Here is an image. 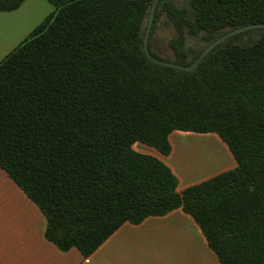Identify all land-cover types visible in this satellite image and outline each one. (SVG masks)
I'll list each match as a JSON object with an SVG mask.
<instances>
[{"label":"trees","instance_id":"16d2710c","mask_svg":"<svg viewBox=\"0 0 264 264\" xmlns=\"http://www.w3.org/2000/svg\"><path fill=\"white\" fill-rule=\"evenodd\" d=\"M25 1L0 0V11ZM49 1L0 61V165L44 212L46 238L90 256L126 222L182 208L221 264H264V27L183 70L145 51L154 0ZM164 18L176 30L171 57L153 47ZM252 23H264V0H160L150 49L189 65ZM176 130L217 134L237 166L180 190L164 160L134 148L168 155Z\"/></svg>","mask_w":264,"mask_h":264},{"label":"crops","instance_id":"0c3cea01","mask_svg":"<svg viewBox=\"0 0 264 264\" xmlns=\"http://www.w3.org/2000/svg\"><path fill=\"white\" fill-rule=\"evenodd\" d=\"M48 1L26 0L18 9L0 11V61L53 10ZM186 133L173 131L171 153L156 155L177 175L180 190L237 166L217 147L195 146L185 157L181 142L189 136L219 143L214 134ZM46 226L44 212L0 165V264H221L196 220L182 208L140 224L126 222L90 256L76 247L60 249L46 238ZM198 239L206 258H198ZM153 250L158 253L143 252Z\"/></svg>","mask_w":264,"mask_h":264},{"label":"rangeland","instance_id":"374dc122","mask_svg":"<svg viewBox=\"0 0 264 264\" xmlns=\"http://www.w3.org/2000/svg\"><path fill=\"white\" fill-rule=\"evenodd\" d=\"M174 1L178 5H183V4L187 3L188 0H174ZM49 4L52 7V9L54 10L53 4H51V3H49ZM175 35H176V30H175L172 22L168 18L162 19L161 25H159V27H157L156 32L154 34V38H153V47H154V49L156 51H158V53H160L161 55H163L165 57L173 56V51L169 47V39L172 38ZM187 43H188L189 46L195 47V48H198V47L201 46L200 40L198 38L194 37V36H191V35L188 37ZM188 133H186V134H188ZM210 134H214V136H216V138H218L217 140L219 141V143H216L215 141L214 142L213 141H208V142L205 141V140H210L208 138V136L207 137L202 136V137H199V138L198 137H192V136L190 137L189 136L187 138V139L190 138L189 140L182 141L181 142V148H182V150H183V152L185 154V157H186L188 152L192 151L193 147L198 145L199 141H200L199 143H202L204 141L203 143H206V144H202V146H204V147L207 146L208 148L209 147L210 148H216L217 147L218 149L222 148L224 153L227 152V154H229V156L231 158L235 159L233 154L231 153L230 149L228 148L227 144L217 134H215V133H210ZM193 143H195V144H193ZM134 148L136 150H138V151L150 153V154H153V155H158V156L161 155V153L158 152L154 147L149 146L147 144H144L142 142H136L134 144ZM191 166L194 167V165H192V164H191ZM143 252L144 253H149V254H147V256H150L152 254H157L158 250H153V251H150V252L149 251H143ZM197 255H198V258H201V259H202V257L206 258V256L204 255V253L202 251V246L200 244V240L199 239H198ZM157 264H159V262H157ZM197 264H204V262H202V260L201 261L198 260Z\"/></svg>","mask_w":264,"mask_h":264},{"label":"water","instance_id":"95a60500","mask_svg":"<svg viewBox=\"0 0 264 264\" xmlns=\"http://www.w3.org/2000/svg\"><path fill=\"white\" fill-rule=\"evenodd\" d=\"M160 0H154L153 4H152V8H151V12H150V18L148 21V28H147V32H146V36H145V41H144V47H145V51L147 53V55L154 61L157 62L159 64H163V65H169V66H174L183 70H192L194 68H196L201 61L206 57V55L214 48L216 47L218 44H220L221 42H223L224 40H226L227 38L233 36L236 33L242 32L244 30L250 29V28H255V27H264V23H252V24H248L245 26H241L235 29H232L228 32H226L225 34H223L222 36H220L219 38H217L215 41H213L210 45H208L203 52H201V54L195 59V61L189 65H185V64H180L174 61H169L163 58H159L157 56H155L150 49V35H151V30L153 27V21H154V17H155V12H156V8L157 5L159 3Z\"/></svg>","mask_w":264,"mask_h":264},{"label":"bare ground","instance_id":"6f19581e","mask_svg":"<svg viewBox=\"0 0 264 264\" xmlns=\"http://www.w3.org/2000/svg\"><path fill=\"white\" fill-rule=\"evenodd\" d=\"M197 141H198V140H197ZM199 142H200V141H199ZM199 142H198V143H199ZM203 142H204V141H203ZM203 142H202V143H203ZM190 143H191V142H190ZM193 144H195V143H193ZM199 144H200V143H199ZM199 144H198L197 146H198V147H201L202 144H200V146H199ZM186 147H187V146H186ZM194 149H195V148H194Z\"/></svg>","mask_w":264,"mask_h":264}]
</instances>
